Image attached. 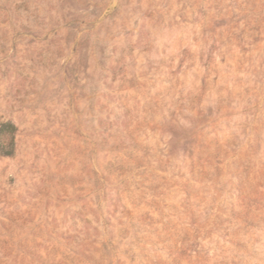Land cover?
<instances>
[{"label":"rangeland","instance_id":"1","mask_svg":"<svg viewBox=\"0 0 264 264\" xmlns=\"http://www.w3.org/2000/svg\"><path fill=\"white\" fill-rule=\"evenodd\" d=\"M6 122L0 264H264V0H0Z\"/></svg>","mask_w":264,"mask_h":264},{"label":"trees","instance_id":"2","mask_svg":"<svg viewBox=\"0 0 264 264\" xmlns=\"http://www.w3.org/2000/svg\"><path fill=\"white\" fill-rule=\"evenodd\" d=\"M16 130V126L11 122H6L0 125V134L3 135L5 133L13 134ZM5 154H10L11 150H3Z\"/></svg>","mask_w":264,"mask_h":264}]
</instances>
